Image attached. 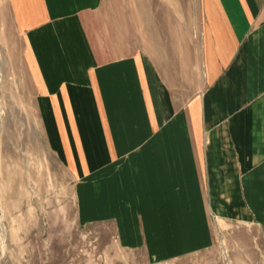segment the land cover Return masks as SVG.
Listing matches in <instances>:
<instances>
[{"label":"crops","instance_id":"1","mask_svg":"<svg viewBox=\"0 0 264 264\" xmlns=\"http://www.w3.org/2000/svg\"><path fill=\"white\" fill-rule=\"evenodd\" d=\"M195 1L184 27L134 40L105 0H17L79 219L155 260L209 249L226 222L264 239V0Z\"/></svg>","mask_w":264,"mask_h":264},{"label":"rangeland","instance_id":"2","mask_svg":"<svg viewBox=\"0 0 264 264\" xmlns=\"http://www.w3.org/2000/svg\"><path fill=\"white\" fill-rule=\"evenodd\" d=\"M192 4L105 0V12L129 21L136 40L138 32H153L154 19L184 27L197 16ZM17 5L0 0V264H264V239L248 224L221 223L209 249L155 260L124 249L111 224L81 222L74 175L45 138L39 81Z\"/></svg>","mask_w":264,"mask_h":264}]
</instances>
